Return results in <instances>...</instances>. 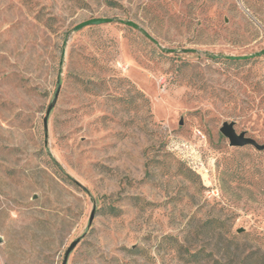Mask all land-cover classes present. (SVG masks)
Here are the masks:
<instances>
[{"label": "rangeland", "instance_id": "obj_1", "mask_svg": "<svg viewBox=\"0 0 264 264\" xmlns=\"http://www.w3.org/2000/svg\"><path fill=\"white\" fill-rule=\"evenodd\" d=\"M263 49L264 0H0V264H264Z\"/></svg>", "mask_w": 264, "mask_h": 264}, {"label": "water", "instance_id": "obj_2", "mask_svg": "<svg viewBox=\"0 0 264 264\" xmlns=\"http://www.w3.org/2000/svg\"><path fill=\"white\" fill-rule=\"evenodd\" d=\"M110 21V18H90L88 20H85L79 24H77L75 26V29H79L83 26H86V25H92V24H101V23H106V22H109ZM123 23H125L126 25L128 26H131L133 28H136L137 27V24L131 20H121ZM146 36L150 39H152L148 34H146ZM264 53V49L261 50L260 52H256L254 54V56L256 55H259V54H262ZM253 55H243V56H226L227 58L229 59H245V58H248V57H251ZM51 106L50 105L46 111V114L44 116V119H43V126H44V129H46V120H47V116L49 114V111L51 109ZM219 131L221 132V134L223 136H225L227 139H228V142H229V145L230 146H244V145H252L254 146L255 148L257 149H263L264 146L263 145H260L258 144L253 138H250V137H247L244 135L243 132L237 134L233 128V123L232 122H223L221 127L219 128ZM92 216H93V212H91L90 216H89V222L91 221L92 219ZM78 242V239H75L74 241H72L69 246L66 248L65 252H64V255H63V259H62V263L61 264H65L66 263V260H67V256L69 254V252L72 250V248L75 246V244Z\"/></svg>", "mask_w": 264, "mask_h": 264}, {"label": "trees", "instance_id": "obj_3", "mask_svg": "<svg viewBox=\"0 0 264 264\" xmlns=\"http://www.w3.org/2000/svg\"><path fill=\"white\" fill-rule=\"evenodd\" d=\"M211 58H212V59H217L218 57H217V56H211ZM228 59H229V58H228ZM231 60H234V61H235V60H238V59H231ZM234 61H233V62H234ZM112 210L114 211L115 208L112 207ZM196 255H197V252H194V253L191 254L192 257H195ZM199 261H200V260H199ZM215 264H221V263H220V262H219V263L216 262Z\"/></svg>", "mask_w": 264, "mask_h": 264}]
</instances>
